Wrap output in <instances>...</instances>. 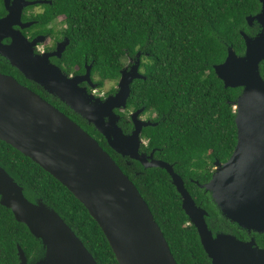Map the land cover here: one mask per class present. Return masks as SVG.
Wrapping results in <instances>:
<instances>
[{"label":"water","instance_id":"water-1","mask_svg":"<svg viewBox=\"0 0 264 264\" xmlns=\"http://www.w3.org/2000/svg\"><path fill=\"white\" fill-rule=\"evenodd\" d=\"M247 25L256 21L262 31L250 38L241 33L245 55L228 49L214 72L224 88L243 89L233 104L237 144L225 163L216 162L209 183L200 187L211 196L220 216L238 228L264 235V82L258 65L264 60V0ZM6 17L0 19V50L11 67L58 99L71 112L93 126L109 148L144 169H162L180 196L182 210L195 227L210 264H264V251L233 236L208 230L206 212L198 208L173 167L140 153L143 125L132 115L134 130L127 136L118 126L116 110L123 112L130 85L145 80L139 73L140 53L130 71L121 70L117 92L103 102L88 95L79 84L90 82L91 67L83 76L67 78L49 65L48 57L35 58L37 40L28 42L13 26L21 25L25 8L51 2L3 0ZM95 88V86H93ZM151 126V125H149ZM0 141L30 159L59 182L89 213L101 229L118 264H177L164 235L137 188L98 142L65 114L12 77L0 74ZM0 204L11 211L42 245V257L30 264H97L91 253L61 217L41 199L29 202L24 188L0 168ZM19 264H28L17 247Z\"/></svg>","mask_w":264,"mask_h":264},{"label":"trees","instance_id":"trees-1","mask_svg":"<svg viewBox=\"0 0 264 264\" xmlns=\"http://www.w3.org/2000/svg\"><path fill=\"white\" fill-rule=\"evenodd\" d=\"M44 12L32 17L39 26L64 23L70 39L62 61L66 73L84 74L98 87L118 82L123 60L140 53L145 80L130 85L127 108L158 115L148 127L145 150L174 165L190 195L199 193L198 179L215 160L225 163L237 144L233 104L241 89L224 88L214 67L228 49L242 55L241 33L252 35L246 18L260 12L257 0H45ZM4 14L0 0V16ZM14 70V69H13ZM15 71V70H14ZM16 72V71H15ZM22 83H26L24 78ZM33 91L36 87L30 83ZM38 88V87H37ZM114 93V89L111 90ZM55 107L94 138L137 188L160 227L177 264H210L197 231L181 208L180 196L162 169H143L136 161L126 168L105 139L60 102ZM0 165L24 188L31 202L41 199L69 226L97 264H118L97 223L53 177L0 141ZM202 170V171H203ZM207 171L201 174L204 176ZM204 176L208 179V175ZM202 180V178H201ZM17 246L30 261L41 254L40 243L25 225L0 206V264H19Z\"/></svg>","mask_w":264,"mask_h":264},{"label":"flooded vegetation","instance_id":"flooded-vegetation-1","mask_svg":"<svg viewBox=\"0 0 264 264\" xmlns=\"http://www.w3.org/2000/svg\"><path fill=\"white\" fill-rule=\"evenodd\" d=\"M28 1L35 2V1H45V0H28ZM43 5H47V4H41V5H36L33 7L25 8L23 10L22 16H21V25L23 27H26V26L27 27L22 29L20 26H13L12 29L14 31L20 32L21 35L28 42H33L34 40L38 41V44L33 48V56L35 58H40V60H41L42 58L48 57L49 65H52V66L60 69L61 72L67 76V78L83 76L86 72L84 74L78 75V74H74V73H68L67 74L66 71H64V70H66V65L62 61V57H63L67 47L70 44V39L67 36H65V33H64L65 32L64 23H62V22L54 23V24H50V25L46 26V28H44V27L42 28V26H39V23L36 19H31L32 17H36L37 15L42 14L44 12V10L42 8ZM3 8H4V3H3ZM260 9H261V6H260ZM6 15H7V13H6L5 8H4V14L0 16V19L6 17ZM248 26L254 32L251 36L246 35L250 38H254V37L258 36V34L262 31L260 25L257 24L256 21H252L251 24ZM11 44H12L11 39H8V38L3 39L0 42V50L3 48H8ZM235 55H236V57L241 58L245 55V51L242 55H238L236 53H235ZM135 62L136 61H134V59L127 58L126 59L127 65L123 66L122 70L126 69L127 72H129L131 66H133L135 64ZM87 67L88 66H86V68ZM13 69L14 68L10 66L8 61L5 58H3L2 56H0V74H2L4 76L12 77L20 85L27 87L28 89L33 91V86H31L32 88L29 87L30 83H32V82L26 80L20 72H18L16 69H14L26 81V83L21 84V82H22L21 78ZM258 71H259V74L261 76V79L264 82V60L259 63ZM139 73H140V70H139ZM90 82L92 84H88L87 82H82L79 84V87L81 89H85L88 95H92L93 98H96L102 102L104 100H106L107 97L115 95V93L117 92L118 82L114 88V93H111V90L107 93L102 92L105 84L102 88L98 87L97 84H95L93 82L91 75H90ZM34 85L37 86L36 84H34ZM93 86H95V88H93ZM37 87H36V90L33 92L38 94L42 99H44L46 102L51 104L53 107H55L53 102H57V101L60 102L58 99L48 95L41 87H39V86H37ZM242 91H243V89H241V93H242ZM141 109H144V108H140L137 110H131V109L126 108L123 112H119L118 110L115 111V113L119 116L118 126L121 128V130L123 131V133L125 135L129 136L132 134V132L134 130V123L132 121V115ZM69 118L83 129V127H82L83 124L82 125L78 124L79 119H74L73 117L72 118L69 117ZM138 120L143 125H147L146 127L142 128V132L140 135V143H141L140 153L145 154L147 157L152 156V158L156 161L164 162L161 159H158L156 157V154H155L156 150H151L150 152H147L145 150V148H147V145H148V139L144 135V130L147 129L148 127H156L158 125V123H157L158 122V115L153 113L152 111H145V109H144V111L141 112L140 115L138 116ZM85 123H87V122L85 121ZM149 125H151V126H149ZM119 157L124 162L126 168L132 166L133 160H131L128 157H121V156H119ZM216 162H219L220 164L223 163V162H220L218 160H215L210 165H208L205 170L200 169V172L198 173L200 177L198 179L189 178V182L191 183V185L196 186L200 191L196 195L194 193L193 195H190V196H191L192 200L194 201V204L198 208H200L206 212L205 223L207 225L208 230L212 233L213 236H215L217 234H225V235L233 236L237 240H239L245 244H251V242H254L255 243L254 248H257L259 250L264 251V235L263 234H257L253 231L242 230V229L238 228L236 225H233L229 221H227L226 219L222 218L220 216L219 212L217 211L214 203L212 202L210 194L208 192H205L204 189H202L200 187L201 185H205L206 183L210 182V180H211V178H212V176L216 170V164H215ZM164 163H167V162H164ZM167 164H169V163H167ZM169 165H171L173 167V170H174V165H172V164H169ZM0 168L7 173V171L4 169L3 166L0 165ZM154 169H156V168H154ZM202 170L207 171L206 174H209L208 179H206L204 177V176H207L206 174L204 176L201 174L203 172ZM174 172H175V170H174ZM201 178H202V180H201ZM183 182H184V185L186 188L187 183L184 180H183ZM186 190H187V188H186ZM27 200L29 202H31L29 199H27ZM0 201H1V199H0ZM35 201H33L31 203H34ZM0 206H1V204H0ZM181 208H182V204H181ZM188 221H189V219H188ZM189 224L191 225L190 221H189ZM17 247H19V246H17ZM40 254L41 255L38 256V258L33 257L30 261L26 258L27 263L28 264L34 263L35 261L39 260L42 257V255H43L42 245H41V253ZM24 255H25V253H24ZM25 257H26V255H25Z\"/></svg>","mask_w":264,"mask_h":264},{"label":"rangeland","instance_id":"rangeland-1","mask_svg":"<svg viewBox=\"0 0 264 264\" xmlns=\"http://www.w3.org/2000/svg\"><path fill=\"white\" fill-rule=\"evenodd\" d=\"M122 63H123V66L127 65L126 60H123ZM116 84H117V82H106L102 92H104V93L109 92L110 90L115 88Z\"/></svg>","mask_w":264,"mask_h":264},{"label":"clouds","instance_id":"clouds-1","mask_svg":"<svg viewBox=\"0 0 264 264\" xmlns=\"http://www.w3.org/2000/svg\"><path fill=\"white\" fill-rule=\"evenodd\" d=\"M233 109H234V106H233ZM234 112H235V109H234Z\"/></svg>","mask_w":264,"mask_h":264}]
</instances>
